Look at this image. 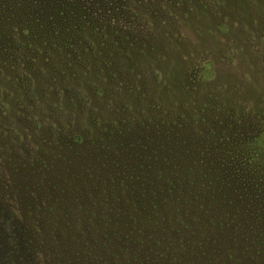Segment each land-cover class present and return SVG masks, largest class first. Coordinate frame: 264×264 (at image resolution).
Here are the masks:
<instances>
[{
	"label": "rangeland",
	"instance_id": "obj_1",
	"mask_svg": "<svg viewBox=\"0 0 264 264\" xmlns=\"http://www.w3.org/2000/svg\"><path fill=\"white\" fill-rule=\"evenodd\" d=\"M77 131L117 149L103 180L69 156ZM251 139L264 146V0H0V264H264V197L196 192L197 156L190 172L167 151L161 172L141 168L152 148ZM138 210L151 218L125 227Z\"/></svg>",
	"mask_w": 264,
	"mask_h": 264
},
{
	"label": "trees",
	"instance_id": "obj_2",
	"mask_svg": "<svg viewBox=\"0 0 264 264\" xmlns=\"http://www.w3.org/2000/svg\"><path fill=\"white\" fill-rule=\"evenodd\" d=\"M100 8V5L98 6ZM84 11V10H83ZM44 13L48 15L46 19H51L52 15H50V11L48 9L44 10ZM227 23V22H225ZM59 24V23H58ZM224 26L228 27V24H223ZM53 26H56L54 24ZM52 26V27H53ZM54 30L46 28L45 23L41 24L38 30L36 31L37 34L34 35V38L37 40H40V43L43 42L42 46L48 49L49 43L51 41L52 32ZM57 33V31H56ZM9 37H12V34L9 32ZM85 39L87 37L84 36ZM13 42L16 44V40H13ZM11 42L8 46V54H11L10 58H14L18 51H15V49L12 47ZM52 43H54V40H52ZM20 46V45H19ZM63 46L66 48V41L63 43ZM71 46H81V42L78 38H72L71 39ZM67 49V48H66ZM32 52V51H31ZM45 55H48V52H44ZM86 61L89 62L90 58H85ZM51 62V61H50ZM30 63L29 61L23 62V65ZM15 64V62H14ZM54 67V64H52ZM63 65V64H62ZM60 66L57 68L59 69ZM89 74V73H88ZM92 74V72H90ZM63 75V70L60 69L59 72H55L52 75L48 77V79L52 82L58 81V77ZM89 76V75H88ZM87 76V77H88ZM87 79L85 76H81ZM82 79V80H86ZM73 85V84H71ZM97 85L91 84V87L94 88ZM98 87V86H97ZM44 95H49L48 90L46 89V86L42 88ZM31 93L34 94V96H38L34 91H31ZM72 140L67 142V145L69 146V149H71L73 152H70L71 154L69 156H76L81 161H86L88 163H85V165H91L87 168L86 171L88 173L96 174L95 181H101L103 180L102 177V168L100 165L104 163H110L115 164L118 162L116 158L118 155L117 149L114 148L113 143H110L111 138L107 140L100 141L98 143V146H93V142L96 140H89L82 131H77L74 136L71 138ZM106 145H105V144ZM128 145L130 144L128 141H125ZM121 153L125 150L126 147L121 146ZM86 149V150H85ZM129 149L133 150V147H127L126 152L127 155H129L128 151ZM89 150L94 151V154H91ZM167 151L168 154L171 156L172 160L167 161L164 160L165 166L169 167L170 170L175 169H183L185 172H190V169L192 168L189 166V162L193 161V156H197V160H200L198 163L203 165V170L201 172H198L196 176H198L197 182H195V176L192 179H188L190 184H193V187L196 192H199L200 189L204 188L206 185V182L211 183L212 185L216 186V190H213L214 198L223 199L224 202H236L237 204L241 206L248 207L251 204H256L257 201L264 197V146L255 141V139H251V141L247 140L246 142H240L238 144H235L234 146H222V148H208V149H194L191 150H185L184 152H178L176 149L173 150H158L156 149H150L148 150L149 157L154 158V165L149 164H141V168L146 169H152L153 167H157V170L161 172L163 169V164L161 163V155L164 154V152ZM87 152V153H86ZM162 152V153H161ZM134 152H131V154ZM182 157L184 158L182 161H176L174 158ZM190 157V158H188ZM92 162V163H89ZM194 163V162H193ZM91 167H98L94 169V171L91 170ZM208 168L206 172H204L205 168ZM128 168L127 165L123 167V172L126 173V169ZM139 176L140 173L138 172ZM114 182L116 180L113 178ZM86 183V182H85ZM262 187V190L260 189ZM160 189V187L158 186ZM139 192H142L139 190ZM202 192V191H201ZM207 193V192H206ZM212 197H208L205 202L208 205V209H210L211 206L217 205V202ZM143 197L138 196V200L142 202ZM233 199V200H232ZM138 214V220L134 221L132 218L128 216L125 217V227H131L133 224H144L151 218V211H139ZM226 233L230 232L231 230H225ZM205 235V234H204ZM203 235V236H204ZM210 235L213 236V238L216 239L215 234H213V231H210ZM237 235V234H236ZM234 235V239H238L237 236ZM253 235L250 234V236H245V239H252ZM202 237V236H201ZM240 239H238L239 241Z\"/></svg>",
	"mask_w": 264,
	"mask_h": 264
}]
</instances>
